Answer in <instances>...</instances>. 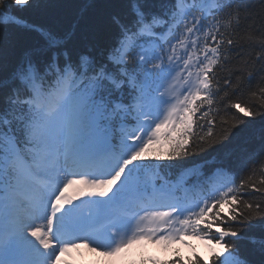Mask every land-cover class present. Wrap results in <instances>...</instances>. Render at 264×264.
Returning a JSON list of instances; mask_svg holds the SVG:
<instances>
[{
	"label": "snow or ice",
	"instance_id": "obj_1",
	"mask_svg": "<svg viewBox=\"0 0 264 264\" xmlns=\"http://www.w3.org/2000/svg\"><path fill=\"white\" fill-rule=\"evenodd\" d=\"M32 2L0 0V27L39 36L0 78V264H72L81 248L108 264H135L124 260L134 246L192 247L187 238L212 252L208 260L193 252L187 264H250L236 247L242 239L264 253V238L241 234L264 217V200L245 199L247 188L264 197L259 153L245 158L239 182L223 168L190 187L183 172L177 182L161 174L182 167L162 161L205 151L245 123L232 115L229 125V109L264 112V32L245 33L246 55L234 38L249 0H168L159 11L125 0L111 17V44L75 54L70 34L12 13ZM234 53L242 65L233 66ZM244 89L259 110L241 98ZM217 117L229 125L223 135ZM178 253L139 264H185Z\"/></svg>",
	"mask_w": 264,
	"mask_h": 264
},
{
	"label": "trees",
	"instance_id": "obj_2",
	"mask_svg": "<svg viewBox=\"0 0 264 264\" xmlns=\"http://www.w3.org/2000/svg\"><path fill=\"white\" fill-rule=\"evenodd\" d=\"M166 2L168 0H149V3L153 5V11H159L160 6ZM124 4L125 0H33L30 6L23 9L13 6L12 13L22 18L28 25H38L60 36L70 34L66 47L73 54L88 51L99 53L113 41L116 30L111 24V17L115 14H122ZM245 15L249 17L247 20L244 19ZM241 18L240 28L234 38L240 42L236 51H240L242 47L246 55L252 49L244 43L245 33L255 32L258 35L264 32V0H249L247 13L242 11ZM38 42L37 33L26 27L15 25L0 27V78L6 74L4 69L10 70L18 58L25 51L36 47ZM232 60L233 66L243 63L242 60L236 58L235 53ZM258 80L257 75L251 82L253 88L256 87ZM247 93L248 89H244L240 93L241 98L254 103L256 110H259V101L251 100ZM235 98L232 97L233 100ZM221 115H225L223 110ZM232 115L239 116L245 123L233 129L226 140L202 152L193 150L192 155L180 161H162L161 163L164 164L182 165V167H173L170 174L169 170L161 174L169 178L170 182H177L183 172L185 186H192L197 181H208L217 168H223L237 173V182H239L240 167L244 165L246 157L259 153L256 159L264 158V112L249 118L243 117V114L235 109H229L226 116L229 125L232 123ZM219 120L220 117H217L215 132L217 135H223V128L229 125H223ZM252 167L249 161L243 172L245 178ZM245 193V199L253 202L264 200L261 194L251 188L245 189ZM241 234L245 237L264 238V217H256L246 223L241 228ZM236 247L240 255L250 264H264V253L259 250L258 245L254 246L249 243L248 239H242L236 241ZM193 252L198 253L204 260H208L212 254V252L209 253L208 258H205L201 250L195 248ZM178 254L185 259V264H187L190 255L183 256L180 252ZM133 257V259L124 260L139 264L141 259H144L140 251L133 252ZM154 258L168 260L158 255H154ZM216 264H219V261Z\"/></svg>",
	"mask_w": 264,
	"mask_h": 264
},
{
	"label": "rangeland",
	"instance_id": "obj_3",
	"mask_svg": "<svg viewBox=\"0 0 264 264\" xmlns=\"http://www.w3.org/2000/svg\"><path fill=\"white\" fill-rule=\"evenodd\" d=\"M193 240H196L194 238H192ZM200 246L202 248H204L203 250V255L205 256V258H208V253L211 252L210 246H208L207 244H205V242L200 241V240H196ZM176 245H179L183 250L187 251L186 245H182L180 243H175ZM141 247H143L144 250H151V251H156L159 253H162L163 255L167 256L169 254V252L165 249H163L160 245L157 244H153V243H144L142 245H139ZM83 249V248H82ZM216 251H219V249L217 248ZM129 252V251H128ZM191 254V252H188ZM93 255V257L90 255V252L86 249L84 251L83 256L81 257V260L79 262H73V264H82L83 261H90V264H108L105 263V257L100 256L98 253H91ZM128 254V253H127ZM126 254V255H127ZM77 256V253H72L71 259L74 261V257ZM83 264H88V263H83Z\"/></svg>",
	"mask_w": 264,
	"mask_h": 264
},
{
	"label": "bare ground",
	"instance_id": "obj_4",
	"mask_svg": "<svg viewBox=\"0 0 264 264\" xmlns=\"http://www.w3.org/2000/svg\"><path fill=\"white\" fill-rule=\"evenodd\" d=\"M105 263H108V261H107V258H105V261H104Z\"/></svg>",
	"mask_w": 264,
	"mask_h": 264
}]
</instances>
